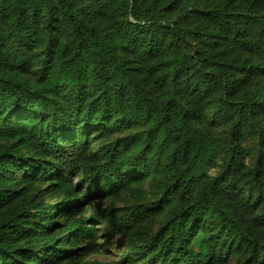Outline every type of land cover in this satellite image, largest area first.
<instances>
[{
    "label": "trees",
    "instance_id": "obj_1",
    "mask_svg": "<svg viewBox=\"0 0 264 264\" xmlns=\"http://www.w3.org/2000/svg\"><path fill=\"white\" fill-rule=\"evenodd\" d=\"M178 1L170 22V0H0V264H110L90 260L99 234L80 185L122 192L142 179L129 173L166 169L156 233L146 205L103 210L130 236L118 264H264V0ZM215 121L236 141L258 136L252 166L234 148L216 175L203 170L200 125ZM133 124L149 132L135 156L87 160L89 132Z\"/></svg>",
    "mask_w": 264,
    "mask_h": 264
},
{
    "label": "rangeland",
    "instance_id": "obj_2",
    "mask_svg": "<svg viewBox=\"0 0 264 264\" xmlns=\"http://www.w3.org/2000/svg\"><path fill=\"white\" fill-rule=\"evenodd\" d=\"M172 5L177 9L171 14V10H164L162 14L166 15V18L170 22L180 20L182 18L181 3L178 0H170ZM208 1L205 0H192L189 3L191 9H204L207 6ZM264 2V1H262ZM258 87H255L256 91ZM201 129L207 133L210 137L211 156L204 165L203 170L208 175L214 176L220 171L223 163L230 159L231 151L236 148L241 151V162L246 166H252L255 161V155L261 148L259 138L255 133H245L240 136L239 141H236L233 137L234 127L229 124H219L218 122H205L200 125ZM149 132L144 126L133 124L128 128H123L115 131L114 133H108L101 130V128L93 129L89 132V140L91 142L90 148L87 152V160L97 161L103 157L105 150L123 151L129 154L130 157L135 156L138 152L133 150L136 147V143L139 140H146ZM80 139L79 136H76ZM8 140L0 139V143H6ZM147 140L145 141L146 144ZM137 179L133 183L130 189L122 192H115L114 187L106 185L99 181L88 182L80 185V191L85 195H90L89 200L85 204V212L83 216L92 220L90 225L95 226L98 230L99 240L97 252L93 253L90 260H99L108 262L110 264H118L120 260L129 254L130 236L129 233L121 228L116 223L104 218L101 214L106 207L113 208L119 213L124 214L128 209L134 206L146 205L150 210V214L155 215V220L152 225L153 232L156 233L161 227V224L167 220L170 214L171 208H164L159 210L158 208L152 210L149 206L152 202L159 200L166 188L173 182L174 176H171L166 169L162 173L153 176L138 177L133 175ZM82 176L76 177L75 182L78 184ZM46 187V186H45ZM62 196L57 193L47 192L45 197L46 205L58 206L61 202ZM56 211V209H55ZM63 220V217H60ZM210 228L213 229V225L207 223ZM202 236V235H201ZM201 238L197 240L200 244ZM184 264V263H182ZM228 264H237V258L231 257Z\"/></svg>",
    "mask_w": 264,
    "mask_h": 264
}]
</instances>
